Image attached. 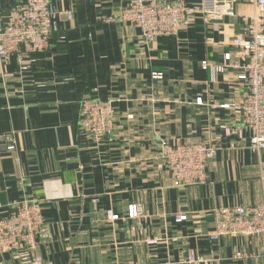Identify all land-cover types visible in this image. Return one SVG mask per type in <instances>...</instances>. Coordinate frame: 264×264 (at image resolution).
I'll return each instance as SVG.
<instances>
[{
	"label": "crops",
	"instance_id": "1",
	"mask_svg": "<svg viewBox=\"0 0 264 264\" xmlns=\"http://www.w3.org/2000/svg\"><path fill=\"white\" fill-rule=\"evenodd\" d=\"M15 1L0 0V15ZM51 1L48 48L0 60V135L16 144L0 147V217L11 202L39 201L43 264H264V236L209 237L216 209L264 204V153L250 147L237 109L220 106L244 93L232 66L243 59L230 43L251 24L254 0H233L232 15L198 14L151 42L119 18L131 0ZM226 54L231 66L212 79L201 63ZM85 97L114 107L113 132L99 143L79 128ZM185 142L219 148L205 183L175 187L161 144ZM137 204L142 216H129ZM191 252L203 261L190 262ZM25 260L0 255V264Z\"/></svg>",
	"mask_w": 264,
	"mask_h": 264
},
{
	"label": "built area",
	"instance_id": "2",
	"mask_svg": "<svg viewBox=\"0 0 264 264\" xmlns=\"http://www.w3.org/2000/svg\"><path fill=\"white\" fill-rule=\"evenodd\" d=\"M233 0H207L204 6H187L183 0H131L120 13L121 20L128 21L141 31L145 41L151 42L160 35L176 34L202 14L207 18L232 15ZM255 12L251 24L244 25L241 33L231 40V47L243 59L235 62L236 84L244 89L237 104H221L233 107L241 116L244 129L249 132L250 147L264 153V0H254ZM70 17V12H66ZM56 11L51 0H16L5 16L0 15V60L10 55L23 59L48 48L50 36L57 31ZM5 18V21H3ZM102 21L113 20L103 16ZM230 55L222 64L201 63L213 79L216 73L231 66ZM154 77L160 74L154 73ZM201 104V100H196ZM114 107L110 100L85 97L80 105V131L99 143L113 132ZM233 133L242 136L239 129ZM0 147L4 152H14L16 144L11 134L0 135ZM218 143L204 146L199 142L161 144L160 157L175 187L203 184L207 181L206 167L214 159ZM264 166V163H263ZM128 215L142 216L140 204L129 206ZM115 219L116 215H111ZM184 216H178L180 221ZM43 220L40 204L35 199H24L7 205L6 215L0 217V255L25 254L24 264H43L38 254V235ZM264 236V204L234 205L214 211L213 230L209 237L217 241L222 237ZM190 262L203 261L190 253Z\"/></svg>",
	"mask_w": 264,
	"mask_h": 264
},
{
	"label": "water",
	"instance_id": "3",
	"mask_svg": "<svg viewBox=\"0 0 264 264\" xmlns=\"http://www.w3.org/2000/svg\"><path fill=\"white\" fill-rule=\"evenodd\" d=\"M3 21H5V18H3Z\"/></svg>",
	"mask_w": 264,
	"mask_h": 264
},
{
	"label": "trees",
	"instance_id": "4",
	"mask_svg": "<svg viewBox=\"0 0 264 264\" xmlns=\"http://www.w3.org/2000/svg\"><path fill=\"white\" fill-rule=\"evenodd\" d=\"M80 105H81V102H80ZM80 120V119H79Z\"/></svg>",
	"mask_w": 264,
	"mask_h": 264
}]
</instances>
